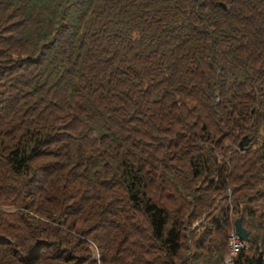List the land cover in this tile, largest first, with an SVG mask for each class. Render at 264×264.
<instances>
[{"label":"trees","instance_id":"obj_1","mask_svg":"<svg viewBox=\"0 0 264 264\" xmlns=\"http://www.w3.org/2000/svg\"><path fill=\"white\" fill-rule=\"evenodd\" d=\"M1 98L0 264H264V0H0Z\"/></svg>","mask_w":264,"mask_h":264},{"label":"water","instance_id":"obj_2","mask_svg":"<svg viewBox=\"0 0 264 264\" xmlns=\"http://www.w3.org/2000/svg\"><path fill=\"white\" fill-rule=\"evenodd\" d=\"M222 6H224L223 3H222ZM202 127H203V125H202ZM242 142H243V140H240V141H239V146H241ZM233 224H234V228H235V230L237 231L239 237H240L241 239H243V240H247V239H248V237H247V233H246L245 228L242 226L241 219H240L239 217H237V218L234 220Z\"/></svg>","mask_w":264,"mask_h":264},{"label":"built area","instance_id":"obj_3","mask_svg":"<svg viewBox=\"0 0 264 264\" xmlns=\"http://www.w3.org/2000/svg\"><path fill=\"white\" fill-rule=\"evenodd\" d=\"M241 246H242V243L239 242L238 239L235 236H231V239H230L231 254H234L235 251L238 250L239 247H241Z\"/></svg>","mask_w":264,"mask_h":264},{"label":"rangeland","instance_id":"obj_4","mask_svg":"<svg viewBox=\"0 0 264 264\" xmlns=\"http://www.w3.org/2000/svg\"><path fill=\"white\" fill-rule=\"evenodd\" d=\"M5 28H7L8 29V27L10 28L11 26H10V24H8V25H3ZM10 55H11V57H13V51L11 50V53H10ZM27 90V89H26ZM30 91V90H29ZM93 255H94V257H96L97 256V250H96V248L94 247V245H93Z\"/></svg>","mask_w":264,"mask_h":264}]
</instances>
